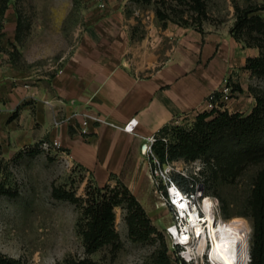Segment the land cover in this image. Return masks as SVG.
Wrapping results in <instances>:
<instances>
[{"label": "rangeland", "instance_id": "rangeland-1", "mask_svg": "<svg viewBox=\"0 0 264 264\" xmlns=\"http://www.w3.org/2000/svg\"><path fill=\"white\" fill-rule=\"evenodd\" d=\"M99 1L7 0V9L0 15L3 59L26 73L51 76L69 55L83 29L98 17ZM122 1L127 13L136 18L138 35L148 22L159 25L174 22L200 30L224 28L244 46L258 50L257 56L263 51L264 0ZM226 78L233 91L221 109L249 113L251 95L248 94L243 98L248 104L243 111L230 110L233 104L240 102L241 95L236 89L239 79L231 74L224 77L218 90L222 89ZM244 83L256 104L255 91H264V74L250 69ZM206 105V110L210 111L209 103ZM200 112L191 113L174 124L189 130ZM164 137L166 142L174 140L172 134ZM219 155L215 147L196 158L179 156L172 160L185 162L190 167L195 161L200 162L198 180L215 198L217 213L224 218L218 221L220 230L223 226L230 229L236 221H241L248 229L250 264L254 220L248 198L255 176L264 164H242L232 178L226 174L234 172L235 168L224 169L225 161H219ZM118 180L126 184L118 178L104 185L115 187ZM0 182L8 190L0 195V252L19 259L22 264H74L84 258L96 264H193L182 263L172 246L166 226L173 220V214L156 191L150 172L143 182L142 193L135 195L146 217L140 216L136 207L126 202L117 205L116 236L92 251L87 250L84 241L88 220L84 214L87 205L84 199L93 187L104 186L99 185L92 174L69 161L65 154H58L52 145L42 144L23 154H0ZM146 218L154 229L143 237L149 226ZM198 264L212 262L204 258Z\"/></svg>", "mask_w": 264, "mask_h": 264}, {"label": "crops", "instance_id": "crops-1", "mask_svg": "<svg viewBox=\"0 0 264 264\" xmlns=\"http://www.w3.org/2000/svg\"><path fill=\"white\" fill-rule=\"evenodd\" d=\"M99 2L98 17L51 76L26 73L0 52V154H23L48 143L99 185L123 179L139 196L150 172L143 152L148 138L205 111L226 75L239 79L241 95L230 110L243 111L247 94L252 110L246 63L259 52L224 28L148 22L138 35L125 1ZM87 114L105 121L93 117L82 133ZM133 117L139 120L136 131L124 130Z\"/></svg>", "mask_w": 264, "mask_h": 264}, {"label": "trees", "instance_id": "trees-1", "mask_svg": "<svg viewBox=\"0 0 264 264\" xmlns=\"http://www.w3.org/2000/svg\"><path fill=\"white\" fill-rule=\"evenodd\" d=\"M6 9L7 0H3L0 2L1 16ZM261 46L263 47L261 55L248 58L246 66L253 72L264 74V41ZM236 89H240L239 86ZM215 95L218 97L220 92L216 91ZM255 96L256 104L249 113L213 108L198 113L194 126L189 130L174 123L163 126L156 134L154 152L162 162H166L179 156L196 158L216 147L220 154L219 161H225L223 168L226 170L230 167L235 168L234 172L231 170L232 172L226 174L232 178L237 175L242 164L243 166L253 162L264 164V91L256 90ZM209 99L215 100L213 97ZM165 134H172L174 140L164 141L162 137ZM7 192L8 190L0 182V195ZM88 193L89 196L84 199L87 202L84 214L88 219L84 230V241L88 251L97 249L116 236L114 221L117 205L126 202L132 208L136 207L140 216L146 217L144 208L135 194L121 180L117 181L115 187L108 184L102 187L95 186ZM248 203L254 220L250 264H264V166L255 176ZM146 222L148 226V218ZM152 229L154 228L149 225L142 236L147 237ZM0 264L22 263L19 259L0 252ZM74 264L96 263L90 258H84Z\"/></svg>", "mask_w": 264, "mask_h": 264}, {"label": "built area", "instance_id": "built-area-1", "mask_svg": "<svg viewBox=\"0 0 264 264\" xmlns=\"http://www.w3.org/2000/svg\"><path fill=\"white\" fill-rule=\"evenodd\" d=\"M228 81L226 78L224 86L218 90L220 95L215 100L208 101L211 109H221L225 106V102L230 99L233 88ZM93 117L97 121H105L100 116L85 115L81 121L82 133H88V125ZM138 121V118L133 117L122 127L126 131L135 132ZM162 139L166 141L167 138L162 137ZM156 140V135L150 136L145 143L146 147L143 148V152L149 157L152 183L173 214V220L166 226V233L182 263L198 264L200 259L204 260V258L212 262L208 256L213 237L209 230L210 221H206L208 217L207 206L210 212L215 215L212 224L224 218L217 213L215 198L207 193L205 186L198 180L202 166L199 161H195L191 167L185 162L175 160L162 162L153 150V144ZM59 143L58 140L54 142L55 145H59ZM207 198H210L209 205ZM206 231L208 232L206 233ZM203 238L206 239L205 250L200 252V242ZM212 264L214 263L212 262Z\"/></svg>", "mask_w": 264, "mask_h": 264}, {"label": "bare ground", "instance_id": "bare-ground-1", "mask_svg": "<svg viewBox=\"0 0 264 264\" xmlns=\"http://www.w3.org/2000/svg\"><path fill=\"white\" fill-rule=\"evenodd\" d=\"M206 200L209 205L210 198ZM207 213L206 221H210L209 230L210 235L213 237L212 247L208 252L210 260L214 264H248L249 239L247 227L241 221H236L230 229L223 226L220 230V225H217L218 222L212 224L215 215L210 212L208 206ZM198 228H201V226H198ZM205 244L206 239L203 238L200 242V252L205 250Z\"/></svg>", "mask_w": 264, "mask_h": 264}, {"label": "water", "instance_id": "water-1", "mask_svg": "<svg viewBox=\"0 0 264 264\" xmlns=\"http://www.w3.org/2000/svg\"><path fill=\"white\" fill-rule=\"evenodd\" d=\"M145 147H146V144L143 145V148H145Z\"/></svg>", "mask_w": 264, "mask_h": 264}]
</instances>
